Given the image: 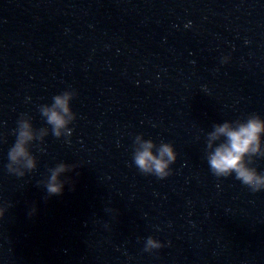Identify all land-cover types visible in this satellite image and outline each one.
<instances>
[{
	"label": "water",
	"instance_id": "95a60500",
	"mask_svg": "<svg viewBox=\"0 0 264 264\" xmlns=\"http://www.w3.org/2000/svg\"><path fill=\"white\" fill-rule=\"evenodd\" d=\"M65 91L76 119L56 138L39 109ZM251 114L264 0H0V264H264V190L207 161L215 126ZM18 120L38 138L23 177L6 167ZM149 139L176 152L163 179L134 164Z\"/></svg>",
	"mask_w": 264,
	"mask_h": 264
},
{
	"label": "clouds",
	"instance_id": "9594fccd",
	"mask_svg": "<svg viewBox=\"0 0 264 264\" xmlns=\"http://www.w3.org/2000/svg\"><path fill=\"white\" fill-rule=\"evenodd\" d=\"M74 91H65L55 95L53 103L40 106V113L46 118V124L52 128V134L59 138L61 129L76 119L75 114L69 107V101L75 96ZM67 117V118H66ZM16 139L8 152L9 163L6 165L10 173L18 177L25 176L24 172H18L13 168L14 164L24 162V167L29 172L37 166L36 158L32 154L29 142L38 139L34 136L33 125L28 120L17 121ZM68 134L72 135L73 129L69 128ZM223 138V139H222ZM264 119L257 114L249 115L245 120L225 122L215 126V131L210 134L208 148L211 149L207 156L210 171L216 177H230L240 181L249 187L253 192L264 190V172H258L251 165L254 158H264ZM212 141H220L218 146L213 148ZM156 148V154L153 149ZM176 160V152L170 143H161L159 147L152 141L147 140L142 147L133 155L134 164L142 173H152L163 179L169 176V165ZM74 165L60 163L49 169L50 175L44 187L49 196L60 195L63 192L64 181L60 179L62 173L71 171ZM11 206V205H9ZM7 208L0 207V218H3ZM35 213V208L31 214ZM163 245L156 239L148 237L145 244V251L159 249Z\"/></svg>",
	"mask_w": 264,
	"mask_h": 264
}]
</instances>
